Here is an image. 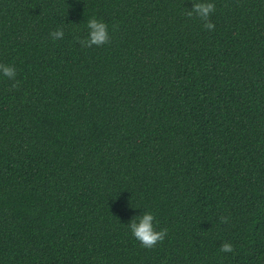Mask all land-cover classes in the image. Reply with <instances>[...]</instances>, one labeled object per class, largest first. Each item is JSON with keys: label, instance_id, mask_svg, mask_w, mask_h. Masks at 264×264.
I'll return each mask as SVG.
<instances>
[{"label": "trees", "instance_id": "obj_1", "mask_svg": "<svg viewBox=\"0 0 264 264\" xmlns=\"http://www.w3.org/2000/svg\"><path fill=\"white\" fill-rule=\"evenodd\" d=\"M0 63V264H264V0H0Z\"/></svg>", "mask_w": 264, "mask_h": 264}, {"label": "clouds", "instance_id": "obj_2", "mask_svg": "<svg viewBox=\"0 0 264 264\" xmlns=\"http://www.w3.org/2000/svg\"><path fill=\"white\" fill-rule=\"evenodd\" d=\"M215 12V5L211 2H198L193 3L192 8L185 12V15L190 19H199L205 29L213 30L214 24L210 21L211 15ZM115 27V26H114ZM88 35L87 37L80 39L77 38L78 43L82 48H91L93 46L100 47L110 43V36L108 33V26L102 21L96 18H90L87 21ZM64 32L62 29H58L50 33V37L53 40L62 39ZM0 74L9 80L15 81L16 69L11 65L0 63ZM19 86V81L13 83L12 87ZM227 217H221L222 223H227ZM155 217L151 212L145 211L142 216L134 217L127 225L133 238L139 241L141 247L145 249H153L158 243H162L167 236L168 230L161 229L156 230L154 227ZM220 251L223 253H231L234 251L232 244L225 242L221 245Z\"/></svg>", "mask_w": 264, "mask_h": 264}]
</instances>
